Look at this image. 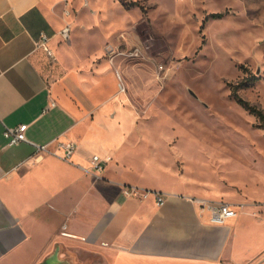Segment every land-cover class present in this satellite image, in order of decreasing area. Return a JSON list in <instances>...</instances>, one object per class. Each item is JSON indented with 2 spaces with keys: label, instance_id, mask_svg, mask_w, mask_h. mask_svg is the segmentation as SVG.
Returning a JSON list of instances; mask_svg holds the SVG:
<instances>
[{
  "label": "crops",
  "instance_id": "0c3cea01",
  "mask_svg": "<svg viewBox=\"0 0 264 264\" xmlns=\"http://www.w3.org/2000/svg\"><path fill=\"white\" fill-rule=\"evenodd\" d=\"M65 1L0 0V264H264V203L190 190L174 167L141 161L145 122L119 93L113 46L76 36L88 23L71 26ZM42 33L52 56L36 46ZM21 123L29 142L9 146L4 128ZM68 141L77 148L65 160ZM94 155L108 159L100 174ZM122 185L165 204L128 198ZM200 200L238 214L213 224Z\"/></svg>",
  "mask_w": 264,
  "mask_h": 264
},
{
  "label": "rangeland",
  "instance_id": "374dc122",
  "mask_svg": "<svg viewBox=\"0 0 264 264\" xmlns=\"http://www.w3.org/2000/svg\"><path fill=\"white\" fill-rule=\"evenodd\" d=\"M65 2L71 26L88 23L76 36L113 46L119 93L145 122L141 161L264 203V129L230 95L247 79L239 94L264 109V0Z\"/></svg>",
  "mask_w": 264,
  "mask_h": 264
},
{
  "label": "built area",
  "instance_id": "2783aa9c",
  "mask_svg": "<svg viewBox=\"0 0 264 264\" xmlns=\"http://www.w3.org/2000/svg\"><path fill=\"white\" fill-rule=\"evenodd\" d=\"M84 1L85 3L88 2V0H84ZM70 32H71L70 24H67L61 31L62 38L64 40H68L70 37ZM47 41H48V37L42 33L41 38L38 41H36V46L43 47L45 51L48 53V55L52 56V51L47 45ZM117 76L120 80L119 89L121 91H125V85L122 76L119 72H117ZM54 105L55 102H52L50 104V106H54ZM28 127L29 125L25 123H21L14 127L6 126L4 128L3 135L8 142V145L15 146L23 142H29L27 138ZM60 146L65 151V154L63 155V158L65 160H69L77 148V144L72 141L61 143ZM38 148L39 150L45 149V147H38ZM107 161H108L107 158H102L99 155H94L91 160V169L95 172V174L97 173L100 174L104 170V164L107 163ZM121 191L123 195H125L128 198H134L140 201L153 198L157 206H163L165 204L164 195L157 191H150L132 185H122ZM199 207L201 214L207 213L209 216V221L213 224H218V225L227 223L230 219L236 217L238 214L236 207L234 205L224 201L211 202L206 200H200ZM66 227L67 226L64 225V228Z\"/></svg>",
  "mask_w": 264,
  "mask_h": 264
},
{
  "label": "trees",
  "instance_id": "16d2710c",
  "mask_svg": "<svg viewBox=\"0 0 264 264\" xmlns=\"http://www.w3.org/2000/svg\"><path fill=\"white\" fill-rule=\"evenodd\" d=\"M123 1V0H121ZM214 16H221L216 14ZM251 81L247 79H243L241 83L235 84L231 86V97L241 105L249 114L253 115L258 121V127L264 129V109L251 103L249 100L243 98L239 94V88L242 86H247Z\"/></svg>",
  "mask_w": 264,
  "mask_h": 264
},
{
  "label": "water",
  "instance_id": "95a60500",
  "mask_svg": "<svg viewBox=\"0 0 264 264\" xmlns=\"http://www.w3.org/2000/svg\"><path fill=\"white\" fill-rule=\"evenodd\" d=\"M58 252H59V250H58V248H56V250L54 251V253L52 254V256L49 259L53 260V259L58 258Z\"/></svg>",
  "mask_w": 264,
  "mask_h": 264
}]
</instances>
